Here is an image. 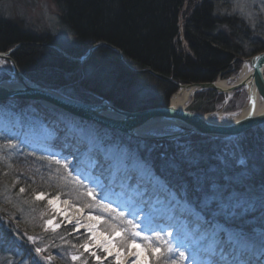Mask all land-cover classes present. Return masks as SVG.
Wrapping results in <instances>:
<instances>
[{"label":"rangeland","instance_id":"obj_1","mask_svg":"<svg viewBox=\"0 0 264 264\" xmlns=\"http://www.w3.org/2000/svg\"><path fill=\"white\" fill-rule=\"evenodd\" d=\"M201 1L203 0H194V3L199 4ZM186 5L187 4L184 3L179 12L178 26L179 23L184 21L185 17L183 13L187 12V8L185 7ZM213 6L216 7L215 12H217L219 15L239 16L248 25L249 29L255 35H260L262 41H264V0H213ZM58 14L59 12L55 0H0V17L17 23L23 29V31L31 34L35 39V41H24L23 45H34L37 47H48L54 49L53 47L49 46L52 45L63 50L62 47L67 46L70 41V34L60 24ZM178 33L180 36H178V38H176L174 41L175 50L178 51V54L180 55H192L185 40L183 41L182 38H180L182 36L180 34V29ZM39 39L41 41H37ZM14 45L16 44H13L10 48H12ZM85 54H80L77 57H73L82 58ZM90 55L84 61L71 60L64 56L67 60L74 62V64H71L67 70L63 67L59 68L57 66V69H62L66 71L67 74L64 75L62 71L61 73L57 72V75L60 76L56 78L51 75L52 72H49L46 67H44L45 69L43 70H39L41 72L35 74L32 73V76L28 77L31 75V73L29 75L25 74L24 71L15 64L12 58V62L8 59H2L4 60V63L0 64V83L11 78L8 72L12 71V65L14 63L18 71L30 81H33L37 84L43 83L47 88H51L71 99L80 100L86 103L98 104L102 102V100L99 101L101 98L91 96L83 88H79L77 85L78 83L74 81V78L91 76L94 78L99 76L100 70L97 68L93 69L90 64L85 62L88 60ZM244 59L245 58L241 59L237 70H231L227 76H220V79L226 80L227 83L234 82L235 78L238 76L239 69ZM136 73H141V71ZM83 74H85V76ZM32 77L36 78V81L32 80ZM148 79L149 80L143 81V83H139L138 81L137 83L139 85H136L131 89L133 92L138 91V94L134 93V96H131L132 102L130 104L133 107L141 105L148 106L153 102L156 103L155 106H164L165 103L168 105L170 103L171 97L178 90V86L176 85L182 84L180 82L172 81L170 83L172 85V91H168L165 94L159 90V87H156L154 84V79ZM54 81H57L60 84ZM80 82L82 83V81ZM195 94L196 92L189 97V101L186 103L187 111L202 115L212 114V119L215 118L214 120L218 121L229 119V116H236V114L245 108L248 101L247 92L243 87L233 90V92H231L229 95L219 94V99L211 101H195ZM8 100L10 99L2 101L3 107H0V264H99L95 257L89 254L90 251L95 250L96 254L100 255L102 259L106 254L100 252V250L97 249L93 244H90L89 251H85L84 248L81 247V245L88 241V238L91 235L87 232L84 224L80 223L78 229L76 228V221L72 225H69V216H64V212L58 211L56 206L60 203L71 204L80 212L87 214L88 218L90 215H101L102 205H98L96 202H93L92 199L86 195V188L73 182L74 178L79 175L80 180L84 185H87V188L94 189V194H96V199L98 201L100 199V193L95 191V188L93 187V183L97 175H86L77 169V171L71 176H68L63 170L62 166L56 165L55 162L50 159L52 154L46 153V150H44L42 146L35 143L37 146L31 147L35 146V144L29 143V141L36 140L35 137H38L42 133L48 132L51 127L56 126V118H53V114L56 112L55 110L48 107L38 106V108H40L39 110L35 105H32L30 101L24 100L23 102V99H16L17 101L14 102V106H10L9 103H6L9 102ZM69 117L78 120L76 117ZM160 128L170 129L172 132L174 131L173 128H169L167 125H163V127ZM258 128H262L261 130L264 133V125ZM109 130H111L117 136L125 135L124 133L118 132L116 130ZM58 134L60 135L61 132L59 131ZM190 135L191 134H187L177 137L175 138V141H184L188 142L189 144L190 142L195 143L198 141L196 138L194 139L189 137ZM240 136H237L233 139L215 138L218 139L219 142L215 143L214 147L218 145L224 147L225 144H230L229 146H231V148H229L228 145L225 148H227V150L230 149V153H233L236 156L240 152L238 149L237 140L235 139H239L238 137ZM254 136L257 142L259 135ZM201 138L203 142L208 139H214L206 135H202ZM201 138L199 140H201ZM9 140L12 141V144L15 145V147L7 146V142ZM220 148L221 147L216 149L215 152L217 153V150ZM29 149L37 151L38 156H33L35 159L30 160L29 156L27 155V150ZM234 150L237 152L235 153ZM71 152H76V150L72 149ZM18 156L23 157L18 158ZM14 158H18L20 160L23 158L25 161H28L29 159L32 163L28 164H32V166L37 170H39L41 166L45 167L47 171L50 168L55 170L58 176L51 172L47 174V178L54 179V183L51 180L49 181V183H51L50 185L59 183L57 189L45 187V189L49 190L51 194H54L55 196L48 197L46 196L47 194H45V197L41 200L35 199L38 193H33L31 196H29V193H32L30 190L31 188L34 190V186L33 184L31 185L25 181V168L18 167L19 170H16V168L13 167L14 162L11 160H14ZM58 158L63 159V156H58ZM85 161L86 160L84 158L82 162L84 163ZM91 170H93V162ZM258 171L260 173H264V169H259ZM34 175L37 176V173ZM32 180L33 178H31V181ZM17 183H27L31 188H29L27 185L24 187L25 185L23 184L17 186ZM21 186L25 188L24 193H20L19 191ZM47 186H49V184ZM21 194H23L22 197ZM73 194L74 196H77V198L75 197L74 199L76 202H86V210L91 211L85 212V209L74 205L68 197H64ZM83 194L88 198L86 201H84L82 198ZM57 195H59L58 200L55 199ZM111 197V193L104 197V203H111L112 207L117 209V212H123L127 215V213H129V207H122L121 205L117 204L116 201L112 200ZM49 200H52L53 203L49 204ZM138 204V207L140 208L142 205H140V203ZM115 217L116 213H113V218ZM127 218L131 219L132 217L127 216ZM105 219H109L107 215H105ZM183 219L184 217L181 216L179 210H177L176 214L174 216H170V221L167 222V224L170 225V228L164 232L173 233V239H175L176 229L179 228L181 231H186L182 222ZM48 220H52L53 223L49 225L47 223ZM91 221L96 223L94 220ZM115 222V219L109 220L110 224ZM170 223H172V225ZM56 225H59V227H56ZM107 228L108 225L98 224L96 229L97 234L104 233L107 235ZM141 228L144 229L145 234L147 235H151L152 229H156L157 231L162 229L158 228V226H154L153 224L148 228ZM28 237H34L35 240H29ZM36 248H41L43 251L38 254L35 252ZM132 248L139 251V256L141 257V261H143L144 264H149L147 250L144 249L139 242L137 245H132L130 249ZM130 249L122 248L117 245L116 247L112 248V255H108L106 259H103V264H117V258L115 255L117 251L120 252L119 264H123L122 258ZM158 255L159 254H157V256ZM72 256H77L79 259L73 260ZM256 258H259V262L251 259L252 264H264V256L261 255ZM172 259L176 260L178 264H190V262L181 259L178 256H173ZM152 262L154 264V257ZM156 264H159V261H156Z\"/></svg>","mask_w":264,"mask_h":264},{"label":"trees","instance_id":"obj_2","mask_svg":"<svg viewBox=\"0 0 264 264\" xmlns=\"http://www.w3.org/2000/svg\"><path fill=\"white\" fill-rule=\"evenodd\" d=\"M55 2L59 12V22L70 34L68 45L62 47L67 54L72 57L83 55L90 45L98 41L115 46L122 52L123 60L130 69L119 62L114 51L105 45H100L85 61L93 69L100 70L99 76L74 78V81L78 83L79 88H83L91 96L101 98L99 101L106 99L126 110L147 108L156 104L153 102L148 106L135 107L130 104L131 96L133 97L134 93L138 94V91H131L134 86L139 85L138 81L143 83L149 80L148 78L154 79V84L160 91L165 94L172 91L170 83L150 73H136L133 69L149 68L180 83L209 82L218 76H227L231 70L238 69L241 59L264 49V41L260 35H255L237 15H219L215 12L213 0H203L199 4H195L194 0H55ZM184 3L187 4L185 6L187 12L183 13L185 18L181 23V34L192 55H180L175 50L174 41L179 36V12ZM24 41H35V39L31 34L23 31L17 23L0 17V52L8 50L13 44L21 43L10 56L25 74L31 73L26 76L31 77L32 73H39L41 72L39 70L46 67L56 78L60 76L57 72L62 71L64 75L67 74L66 71L57 69V66L67 70L71 64H74L52 48L23 45ZM31 79L36 81L34 77ZM219 98L220 95L213 90H202L195 94L194 100L211 101ZM261 129L257 127L249 130L238 137L239 139H235L239 154H243L246 158L243 164L237 163V157L230 153V144L214 147V144L219 142L218 139H208L203 142L202 135L192 133L189 137L198 141L190 144L202 153L206 166L213 167L219 164L229 173L247 170L259 178L262 173L258 170L264 169L262 155L264 133ZM254 135H259L257 142ZM177 142L181 141L177 140ZM163 143L165 146L169 144L168 140ZM227 145L229 150L225 148ZM219 147L221 148L216 153L215 150ZM163 150L159 149V151ZM27 155L30 160L35 159L31 154ZM21 157L23 156H18ZM218 157L220 160L217 159ZM18 158L11 160L14 162L13 167L16 170H19L18 167L25 168V181L33 184L34 190L27 183H17V186L22 184L25 185L24 187L29 186L32 191L29 196L40 192L47 194L48 197H54L55 195L45 187L57 189L59 183L50 185L49 181L54 183V179L47 178V174L51 172L58 176L55 170L50 168L47 171L42 166L37 170L32 164H28L32 163L29 159L25 161L23 158L22 160ZM35 173L37 176L34 175ZM64 197H68L74 205L85 209V212L91 211L86 210V202H76L74 199L77 196L74 194ZM82 198L84 201L88 199L84 194ZM147 257L149 264H153L152 253L147 251Z\"/></svg>","mask_w":264,"mask_h":264},{"label":"snow or ice","instance_id":"obj_3","mask_svg":"<svg viewBox=\"0 0 264 264\" xmlns=\"http://www.w3.org/2000/svg\"><path fill=\"white\" fill-rule=\"evenodd\" d=\"M3 63L4 60L0 59V64ZM9 105L14 106V102L10 100ZM0 107H3L2 102ZM56 121L52 139H56V133L60 131L65 140L82 146L93 162V171L99 170L100 176L109 184L133 193L146 208L155 203L170 216L179 209L184 217V238L176 234L173 239L174 234L163 229H152L151 235H147L135 222L136 213L126 215L117 212L111 203H104L106 184L97 185L102 189L97 201L94 189L87 188L77 175L73 182L86 188V195L102 205L101 215L89 216L96 223L85 225L91 234L81 245L85 251H89L90 244H93L106 254L103 258L106 259L117 245L130 249L139 242L153 254L154 264L156 261L159 264H178L173 256L190 261V264H252V254L264 256V173L257 178L247 170L229 173L219 164L206 166L202 153L188 142L175 141L170 129L140 128L117 136L109 129L63 114L57 116ZM165 140L169 142L167 147L163 143ZM7 146L15 147L11 140ZM58 156H63V159ZM50 159L62 166L68 176L77 171L74 152L53 153ZM19 191L24 193L25 189L21 187ZM44 197V193H38L35 199ZM55 199L58 200L59 195ZM113 213H116L115 218ZM105 215L109 219H105ZM111 219L116 222L110 224ZM47 223L51 225L53 222L48 220ZM98 224L108 225L107 235L97 234ZM79 226L77 221L76 228ZM28 239L35 240L34 237ZM182 248H191L188 256ZM42 251L41 248L35 249L38 254ZM89 254L103 264L102 257L95 250ZM131 254L139 260V251ZM115 255L119 264L120 252ZM72 259L79 257L72 256Z\"/></svg>","mask_w":264,"mask_h":264},{"label":"water","instance_id":"obj_4","mask_svg":"<svg viewBox=\"0 0 264 264\" xmlns=\"http://www.w3.org/2000/svg\"><path fill=\"white\" fill-rule=\"evenodd\" d=\"M101 44L107 45L118 52V49L113 48L110 44L98 41L87 48L84 57L75 58L57 46H49L53 47L68 59L84 61L92 51ZM20 45L21 43H16V45L9 50L0 52V59H8L12 62L10 53ZM122 62L124 66L130 69L123 59ZM243 62H246L251 68L252 84H250L249 88H246L248 101L245 108H243L232 121H218L206 118L205 115L202 114L175 108L171 103L166 106H154L134 110L120 108L106 99L98 104L86 103L80 100L71 99L51 88L43 87L30 81L18 71L14 63L12 65V71L8 72L11 79L13 78L14 80H10L9 83H0V102L9 98L24 100L33 98L36 99L41 106L63 112L66 115L68 114L70 116L97 123L104 128L116 130L124 134H129L134 129H137L139 126L146 123L157 122L161 123V126L170 124L173 126L176 125L177 131L179 130V132H173L175 137L196 133L214 139H233L249 129L264 125V49L245 58ZM133 71L149 72L160 80L169 83L172 82L171 78L160 75L151 69H133ZM191 85L194 86L193 93H195V91L206 89L217 91L214 82L192 83ZM176 86L181 87L185 85L177 84ZM242 86H245L242 82H234L229 86V89L224 92H231ZM257 95L263 100V107L259 112H255V96ZM244 109H246L245 113L240 115Z\"/></svg>","mask_w":264,"mask_h":264},{"label":"bare ground","instance_id":"obj_5","mask_svg":"<svg viewBox=\"0 0 264 264\" xmlns=\"http://www.w3.org/2000/svg\"><path fill=\"white\" fill-rule=\"evenodd\" d=\"M180 28H181V25L179 24V29ZM180 38H182V40L184 41V38L182 36ZM105 46H107V45H105ZM113 48L118 49L115 46H113ZM110 49L117 54V58H118L119 62L121 64H123V62H122L123 54L120 51V49H118V52L112 48H110ZM147 69H149V68H147ZM156 73L163 75L162 73H159V72H156ZM163 76H165V75H163ZM251 76H252L251 68L248 66V64L246 62H243L240 69H239L238 76H237V78H235L234 82L235 83L242 82L245 85L242 87L246 90V88H249L250 84H252L251 83L252 82ZM166 77H169V76H166ZM169 78H171V77H169ZM10 80L13 81L14 79L10 78L7 80L8 82L5 81L2 83H6V82L9 83ZM171 80L173 82H175L172 78H171ZM14 82H16V81H14ZM209 82H214V85L217 88L218 92L216 90H213V89H206V90H213L218 94H226V95H229L231 92H233V91H231V92L230 91L224 92V91L228 90L229 86L231 84H233L234 82H232V83L228 82L227 83L226 80L220 79V76L215 78L213 81H209ZM192 83H203V82H184V83H182L185 86L178 87V90L171 97V100H170V103L172 105H174L175 108L187 110L186 109V107H187L186 103L189 101V97L193 94V87L194 86L191 85ZM39 85L46 87L42 84H39ZM200 91H202V90L195 91V92L197 93ZM9 99H11V98H9ZM28 101H30L32 105H35L37 107V109L40 110V108H38V106L40 107L41 104L38 103L36 99L30 98ZM23 102H24V99H23ZM262 107H263L262 98L258 95L255 96V112L261 111ZM245 111H246V109H244L240 115H243L245 113ZM56 112H55V114H53L54 119L61 114L66 115L65 113L60 112V111H56ZM66 116L69 117L70 115L67 114ZM236 116H237V114H236ZM236 116H229V119H226L225 121H228V120L232 121L236 118ZM205 117L212 119L213 116H212V114H205ZM87 122H90V121H87ZM167 126H169V128L170 127L173 128V130H174L173 132H175V131L179 132V130L177 131L176 125L173 126L172 124H170ZM160 127H163V126H161V123L152 122V123H146L142 126H139L137 129H140V128H160ZM54 128H56V126L51 127V129L48 132L42 133L38 137H35L36 140L29 141V143L39 144L40 146H42V148L44 150H46V153H49V154H53V153H55V151H56V153L57 152L58 153L63 152L65 154H69V153H73V152H71L72 149H75L76 152H74V153H76L77 169L79 171H81L82 173H85L86 175H88V174L89 175L90 174L91 175H93V174L97 175L96 179L94 180V183H93V187L95 188V191H98L99 193H101L102 189H101V187H98L97 185L102 184V183L106 184L107 187L103 191V196L106 197L109 193H111L112 200L116 201L117 204L121 205L122 207L128 206L129 212L136 213L137 218H136L135 222L137 224H139L141 227L148 228L153 224L154 226H158V228H162L164 231L167 230L168 228H170V225L167 224V222L170 221V215L167 212H165L159 204L154 203L153 206L146 208L143 205V203H141L139 201V198L134 196L133 193L127 192L118 186L109 184L106 180H104L100 176L99 170H96L95 172L93 170H91L92 160L87 155V153H85V149L82 146L77 145L75 142H73L71 140H65L62 132L60 135L58 134L59 131H57V133H56L57 138L52 139V131ZM58 135H59V137H58ZM175 138H177V137H175ZM36 144H35V146H31V147H36L37 146ZM78 148H79V151H77ZM27 152H28V154H31L34 157L38 156L37 151H34L32 149L27 150ZM262 155L264 156V153H262ZM236 157H238V158H236L237 163H240V161L245 162L246 158L243 154H237ZM84 158L86 161L83 163L82 160ZM69 159H72V157L69 156ZM255 169H257V168H255ZM138 203H140V205H142V206H140V208L138 207V205H139ZM56 206H57L58 211L64 212V216H66V215L69 216V218H70V224L69 225H72L75 221L76 222L79 221V223H83L84 226L89 224V223H94L91 220H89L87 214L80 212L77 208H75L71 204L60 203ZM122 207H121V209H122ZM141 208H143L144 211H140ZM179 212H180V210H179ZM170 224L172 225V223H170ZM175 234H178L181 238H184L186 235V231H181L178 228L175 230ZM181 250L186 252V256H188L189 253L191 252V248H188V249L182 248ZM137 251L138 250H135L134 248L130 249L122 258L123 264H133V261H135L136 264H144L143 261H141L140 256H139V260H136V257L131 254V253H134ZM258 256H261V255L259 253L252 254L251 259L256 260V262H259V258H256ZM188 262H190V261H188Z\"/></svg>","mask_w":264,"mask_h":264}]
</instances>
